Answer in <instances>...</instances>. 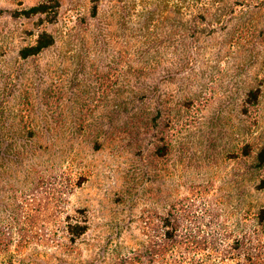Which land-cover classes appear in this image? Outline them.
<instances>
[{"label": "rangeland", "instance_id": "obj_1", "mask_svg": "<svg viewBox=\"0 0 264 264\" xmlns=\"http://www.w3.org/2000/svg\"><path fill=\"white\" fill-rule=\"evenodd\" d=\"M43 1L0 0V235L15 237L9 249L26 259L30 235L62 241L69 221L89 227L69 258L76 264H124L131 253L163 264L160 249L168 264L175 254L184 264H264L254 170L264 45L233 49L217 31L181 62L166 53L171 6L60 0L54 23L21 14ZM141 29L167 47L152 72ZM44 31L55 45L22 59ZM144 89L153 96L143 101ZM252 89L257 106L245 103Z\"/></svg>", "mask_w": 264, "mask_h": 264}, {"label": "trees", "instance_id": "obj_2", "mask_svg": "<svg viewBox=\"0 0 264 264\" xmlns=\"http://www.w3.org/2000/svg\"><path fill=\"white\" fill-rule=\"evenodd\" d=\"M160 5L171 6L175 15L173 31L170 33L172 42L168 46L170 51L166 53L172 54L181 62L200 55L202 52V47L199 45L200 41L205 36H213L217 31L225 32L226 44L233 49L239 48L245 43L264 45V0H151V6L154 9ZM60 6V0H44L41 4L31 7L21 14L27 18L44 16L49 23H54ZM149 13L153 14V11L151 10ZM97 14L98 5H95L93 16L96 17ZM182 28L186 31V41L187 39L190 40L188 45L183 43L185 36L183 37ZM143 30H146V27ZM143 30H136L143 38L140 43L141 54L145 58H143L145 60L143 70L152 72L155 70V62L157 61L154 55H163L164 49L167 47H163L161 50L160 46L155 44L156 42L149 41V33H141L144 32ZM147 30L151 31V28H147ZM54 45L55 37L44 31L38 35L34 46L21 50L20 57L27 59L40 55ZM185 69L186 67L181 64L168 67V71L171 73ZM141 93V100L143 101L149 99L150 95L153 96L150 89H144ZM260 95V89L250 90L247 93L246 105L257 106ZM254 170L261 176L256 189L257 191L264 190V147L256 154ZM256 218L260 222L264 221L263 209L258 211ZM88 230L89 227L86 223L68 221L64 225L62 241H55L57 239L51 234L39 238L33 233L28 237L27 248L29 247V250L26 259L22 252H14L9 249L15 237L0 235V264H76L69 258L74 253V246L86 235ZM164 238L165 243L171 240V237L165 236ZM49 248L55 249V252H47ZM166 257L163 249H160L156 255L157 260L163 264H168L167 261H164ZM172 258L175 261L174 264H184V262L176 259V254L175 258L173 256ZM138 260V255L131 253L129 257L124 259V264H139Z\"/></svg>", "mask_w": 264, "mask_h": 264}]
</instances>
